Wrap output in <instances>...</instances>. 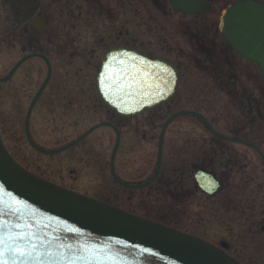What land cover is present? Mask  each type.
<instances>
[{
    "label": "rangeland",
    "instance_id": "1",
    "mask_svg": "<svg viewBox=\"0 0 264 264\" xmlns=\"http://www.w3.org/2000/svg\"><path fill=\"white\" fill-rule=\"evenodd\" d=\"M113 1L98 0L97 3L104 4ZM160 1L162 2L161 9L163 11L157 9L155 5H151L152 3L149 0H137L138 18L136 25L131 27L128 23L123 30V32L128 31L133 38L137 39V45L141 49L150 53L159 52L164 55H166L167 50H172V48L182 49V52L183 49L189 51L196 44L197 40H194L199 39L195 36V33L206 34L205 32H209L211 35V30H206L208 26L204 21L177 19L169 10L167 0ZM75 2L81 3L82 0H74ZM63 3L64 0H59V7H62ZM104 5L102 11L107 9ZM219 7L214 8L213 11L219 9ZM1 9L0 6V18L3 15ZM61 11L62 9H58L59 15H61ZM83 23L81 18L73 22V24H76L75 38L76 34L87 37L88 33L85 32ZM1 25L0 22V31H2ZM58 27L59 32L64 30L62 24L59 23ZM111 28L115 31V26ZM206 37L211 40L210 36ZM77 42L78 40H76ZM82 43L83 38L80 39V48L79 46L74 47V57L72 56L75 80V82L72 80L73 87L69 90L61 89L63 87L61 82L51 85L32 116V130L38 144L49 149L71 142L82 132L103 119L107 121L112 119L109 113L105 115L102 111L94 109L98 104L95 101L96 97L92 87H90L93 85L92 77L97 68L100 52L96 53L92 68L88 69L87 76L90 86L83 85V74L79 77V71H86V68H83L85 66V55L78 57L83 47ZM17 57V52L6 51V48L0 49V77L9 71L17 61ZM171 59L180 61L179 63L182 65V60L175 58L174 55ZM187 69L186 67V75L184 73L185 87L181 91L174 108L181 110L191 107L196 99V91H198L195 88L199 85L203 88V90L201 89L203 104L210 107L206 111L212 118L218 132L228 136V132L233 129H242L243 122L229 108L230 102L223 91L212 85L214 80L212 78L210 80V76H203L204 78L200 79L201 75H197V70L192 69L188 72ZM44 76L45 72L37 64L31 63L22 68L9 86L10 88H20L21 90L18 93L14 91L13 94L11 89L6 91V88L0 87V115L3 122L8 121L3 126L6 142L14 152L13 154L33 172L59 184L75 185L73 187H76L80 192L105 198L104 195L102 196V188L105 184L107 186L109 184L107 178L108 165L115 141V136L110 131L96 132L94 137L84 143V148L72 150L58 157H41L26 147L23 140L26 112ZM55 80H58V78H55ZM149 122L155 123L156 120ZM149 122L147 117H142L121 125L127 131L132 129L128 131L131 135H128L124 142V153L119 160V168L123 175L132 174L135 167L147 171L155 161L157 139L151 144H145L142 142L144 140L141 136L135 135V139L133 138L134 130L145 129L144 125L147 126ZM196 122L192 119L180 118L168 130L165 145V165H167L166 170L172 176L180 169L175 160L177 152H173V150L178 146L182 147L183 140L187 139L186 141L190 142L189 148L192 150L195 146L202 149L209 142V134L206 133L199 122ZM156 129L158 131V127ZM145 134L148 135V132ZM148 141L150 142L149 139ZM129 146L132 147L133 154H129ZM235 147H231L236 149L233 150L232 156L236 154V157L239 158L236 162L235 175L227 185L228 193H232L233 202L231 200L227 203L219 200L215 202L198 200L199 197L193 196L191 183L186 182L179 189L181 200L162 201L159 199L154 200L153 197L145 200L138 197L133 205L141 213H144L145 207L155 217L162 214L169 215L170 211L178 214L180 211H186L185 216L177 219L179 226L214 244L227 243L230 254L242 264H264V200H261L264 193V170L259 165L260 161L256 156L255 158L250 154L248 157L243 155L240 158L239 154H243L244 149L241 150L237 146ZM126 150L127 152H125ZM175 169L176 171H174ZM256 191L260 192L259 198L251 194L253 192L256 194ZM142 199L143 201H138ZM236 199L238 201H234ZM232 211L239 216H243L244 213L250 215V221L243 223L240 219L237 222V228L236 223L234 225L230 220V216H234ZM196 215L198 219L203 218L202 221L198 220ZM260 216H262L261 220ZM223 221L225 224H223Z\"/></svg>",
    "mask_w": 264,
    "mask_h": 264
},
{
    "label": "water",
    "instance_id": "2",
    "mask_svg": "<svg viewBox=\"0 0 264 264\" xmlns=\"http://www.w3.org/2000/svg\"><path fill=\"white\" fill-rule=\"evenodd\" d=\"M172 3L176 11L201 14L206 11L208 0H172ZM220 30L233 49L246 60L257 62L264 72V5L253 0H238L223 13ZM116 55L115 51L108 53L103 63L107 62L108 75L116 77L117 85L123 90L104 98L108 108L126 117L153 108L173 96L178 82L175 68L144 61L136 55L135 60L124 57L120 64L115 60ZM122 68L124 73L120 71ZM132 76L146 79L149 84L154 81L163 85L169 79L170 82L165 88L140 87L136 83L130 85ZM197 179L205 193L213 195L220 189L212 176L200 173ZM0 209L6 245L8 225H27L14 227L13 232H33L42 240L51 241L50 251L63 253L58 257L60 264H65V257L73 259L89 253L94 264L96 261L101 264H234L200 243L29 177L12 163L1 140ZM4 250L6 253L7 246Z\"/></svg>",
    "mask_w": 264,
    "mask_h": 264
},
{
    "label": "flooded vegetation",
    "instance_id": "3",
    "mask_svg": "<svg viewBox=\"0 0 264 264\" xmlns=\"http://www.w3.org/2000/svg\"><path fill=\"white\" fill-rule=\"evenodd\" d=\"M9 1V6L6 7V13L4 16V26L7 29V35L5 36V43L9 44V46L12 48L13 52L20 51L21 47L22 51L26 50V43L28 42L29 46L31 47L33 42H36L37 46L43 47V43H51L54 42H60L59 38H64L63 35L59 32V23L60 19L63 17L65 20L64 28L67 29V35L68 38V44H62V52H64V49L66 47H73L74 40L71 34L70 25L73 23V12L75 9V3L74 0H65L62 7H59V0H22L23 6L22 8L19 7L18 9H14L12 5V1ZM38 5L37 11L35 12L34 17H38L41 22L44 24L45 33L47 31V34L45 38H43L44 35H36L34 34L33 29L30 27V20L27 21L28 15L31 13V10L33 9V5ZM79 8H84L85 4L83 6H79ZM58 9H62L61 15L58 13ZM15 16V17H14ZM59 22V23H58ZM105 22L103 21H97V25L100 27L104 25ZM50 27V29H49ZM30 37V38H29ZM72 38V39H71ZM117 40L120 41L119 38ZM128 41H126L127 43ZM97 48H100L102 46L103 41L97 40ZM249 65V64H247ZM251 66V65H249ZM254 67V66H252ZM256 68V67H255ZM247 89V88H246ZM249 90V89H247ZM251 91L249 90L248 97H246V101L248 104V107L250 108L249 111L258 113L263 116L264 115V100L259 97H252ZM260 115V116H261Z\"/></svg>",
    "mask_w": 264,
    "mask_h": 264
},
{
    "label": "snow or ice",
    "instance_id": "4",
    "mask_svg": "<svg viewBox=\"0 0 264 264\" xmlns=\"http://www.w3.org/2000/svg\"><path fill=\"white\" fill-rule=\"evenodd\" d=\"M133 60L135 58L133 57ZM134 67V65L132 66ZM121 73L125 72V69L120 70ZM167 71L166 69L164 70ZM164 73H160L162 76ZM116 77H113V81ZM125 79H128V76H125ZM113 81H109L111 84ZM170 82L165 81V84ZM131 83H136L137 86L143 87L147 86L149 88L156 87L159 89L162 85L153 83L149 84L146 79H143L138 76H132L130 80ZM2 212V209H0ZM14 227L24 228L27 225H8V239L7 245L5 242V237L3 235L5 230V224L0 222V264H60L58 257L63 256V253H53L50 251L51 241H44L40 238L37 233L19 231L13 232ZM5 246H7V252L5 253ZM70 248L71 246H65ZM91 253L87 255H80L73 259H68L65 257V264H94L91 259ZM44 257H50V260L42 259ZM95 264H101L100 261H96Z\"/></svg>",
    "mask_w": 264,
    "mask_h": 264
}]
</instances>
